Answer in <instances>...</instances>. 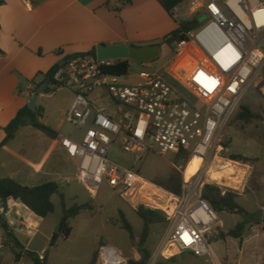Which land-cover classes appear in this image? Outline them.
I'll return each mask as SVG.
<instances>
[{
	"label": "built area",
	"instance_id": "built-area-1",
	"mask_svg": "<svg viewBox=\"0 0 264 264\" xmlns=\"http://www.w3.org/2000/svg\"><path fill=\"white\" fill-rule=\"evenodd\" d=\"M200 3L203 1L192 0L190 6ZM202 7L197 17H206L200 26L174 43L167 74L176 87L162 75L146 71L130 83L128 75L115 76L103 70L109 61L87 54L65 58L53 73L51 85L73 95L65 114L68 125L78 129L90 122L79 141L74 136L59 140L66 156L77 161L76 178L86 190L95 195L106 184L132 209L142 206L161 213L168 229L157 256L168 260L187 252L209 257L217 264L208 235L218 217L201 199L200 191L204 184H211L205 177L217 168L224 129L238 113L247 89L256 87L261 79L264 0H213ZM34 90L29 83L27 93L33 95ZM103 93L116 110L97 106ZM117 142L134 158L148 152L163 157L172 153L185 161L182 171L194 157L201 159V165L195 176L183 180L177 195L148 181L137 170L109 160L108 152ZM35 255V259L28 256L17 264L45 262L43 252Z\"/></svg>",
	"mask_w": 264,
	"mask_h": 264
},
{
	"label": "rangeland",
	"instance_id": "rangeland-1",
	"mask_svg": "<svg viewBox=\"0 0 264 264\" xmlns=\"http://www.w3.org/2000/svg\"><path fill=\"white\" fill-rule=\"evenodd\" d=\"M30 1L39 2L40 0ZM191 1L185 0L172 13L176 16L179 24L197 17V12H203L202 6L213 0H200L203 3L195 8L190 6ZM219 1L225 2L226 0ZM160 49L161 54L154 62L130 64L127 74L128 82H137V74L146 71L158 73L169 84L177 86L167 74L172 54L165 46L160 47ZM260 76L261 79L258 80L257 86L249 87L241 102L242 106L248 108L251 114L250 120L246 122L235 116L230 121L223 131L221 143L223 151L217 157V159H223L237 168H243L245 171L238 174L235 170V174L231 175V179L223 180L224 182L222 181L220 184L210 181L209 176L205 177L211 184L236 190L238 192L237 203L249 213V217L216 213L218 223L208 235V241L217 264H264V222H261L264 214L263 71ZM181 91L185 94L183 90ZM53 96L59 107L63 106L70 98L68 91L62 88L57 89ZM102 96L103 98L97 103V106L105 107L110 111L116 110L107 94L103 93ZM89 127L90 122L78 129L64 122L63 132L65 135L74 134V139L79 141ZM233 155L242 156L245 160L242 162L233 161L230 159ZM107 157L120 166L137 170L145 179L156 185L173 172L180 173L183 183V163L177 160L172 153L163 157L148 152L139 158H134L122 151L119 142H117L111 147ZM215 165H218L217 161ZM215 169H218V167ZM72 170L61 190L64 195L65 206L69 208L77 204L87 207L70 220L72 228L70 236L66 239L60 237L54 246H50L51 236L58 228L62 216L61 200L58 195H55L53 198V213L46 218H42L34 235L31 238L21 235L16 236L19 243L27 249H23L18 261L28 257L26 252H43L46 264H90L94 255H96L94 264H118L121 260L122 262L119 264H129L131 261H139L140 256L137 245L142 229V221L136 215L135 210L106 184H102L97 193L91 195L85 186L77 180L73 168ZM242 179L243 183L240 185L239 182ZM119 213H122L132 226L133 241L129 239L127 232L121 228ZM244 221L245 225L239 239L227 236V233L236 224ZM20 227L21 225L18 226V228ZM167 229L166 221L164 224L151 225L145 244V248L150 253L147 264H162L164 262L167 264H215L209 257H195L187 252L168 260L157 256ZM0 233L2 236L0 264H17L18 261H14V253H17L18 250L7 240L2 230H0ZM107 248L114 251L115 257L120 259L118 262H113L111 257H107ZM102 256H104V259H102Z\"/></svg>",
	"mask_w": 264,
	"mask_h": 264
},
{
	"label": "crops",
	"instance_id": "crops-1",
	"mask_svg": "<svg viewBox=\"0 0 264 264\" xmlns=\"http://www.w3.org/2000/svg\"><path fill=\"white\" fill-rule=\"evenodd\" d=\"M3 1L0 6V50L3 52L0 55V143L5 138L4 127L21 108L28 106L32 94L27 93L26 87L31 80L40 82V73L68 56L85 54L99 44L150 45L179 25L176 16L166 13L156 0H40L35 7L30 0ZM125 1L130 3L119 12L105 6L106 3L119 6ZM49 88V92L38 96L36 108H42L41 122L54 130L58 139L29 126L19 128L15 137L0 148V178H9L27 187L55 182L61 191L72 168L76 176L78 165L66 156L59 144L61 138L74 136L63 132L73 95L67 90L70 98L59 107L53 96L57 89L52 85ZM235 170L245 171L236 166ZM3 216L15 236L29 238L42 220L15 200L6 202Z\"/></svg>",
	"mask_w": 264,
	"mask_h": 264
},
{
	"label": "trees",
	"instance_id": "trees-1",
	"mask_svg": "<svg viewBox=\"0 0 264 264\" xmlns=\"http://www.w3.org/2000/svg\"><path fill=\"white\" fill-rule=\"evenodd\" d=\"M158 4L162 7V9L172 15V10L175 7L181 5L185 0H156ZM40 2H32V5L35 7ZM130 3V1L121 2L119 6H111L109 3H106L105 6L113 11L119 12L121 7ZM4 4L3 0H0V6ZM199 17H194L192 20L188 22H183L178 25V27L172 31L167 36L163 37L161 40L154 42L152 44H156L160 47L164 45L169 52L172 54L174 49V43L182 38H185L184 34L197 29L200 26L198 22ZM150 44V45H152ZM134 46V45H133ZM3 52L0 50V55ZM92 57H96V49L93 47L90 51L85 53ZM67 58V57H66ZM154 62V61H153ZM108 65L103 66V70L111 75L115 76H125L128 74V70L130 67L131 61L127 60H113L109 61ZM140 64V63H137ZM59 68V64L54 65L45 73H40L42 79L40 82H35V80H31L35 88L38 87L41 83L47 82V86L44 89L45 92H49L51 85V77L53 73ZM264 76V70H263ZM55 90V89H54ZM43 116V110L40 107H37L35 110H30L28 106H24L21 108L15 115V117L8 123L6 127H4L5 138L0 143V148L6 145L9 141H11L17 132V130L21 127H32L49 138L58 139V135L54 130L50 127L46 126L41 122V118ZM239 120L249 121L251 118V114L245 106H240L238 113L236 114ZM177 160H180L179 156L175 157ZM233 161L242 162L245 160L242 156L233 155L230 158ZM183 166L185 165V161L182 162ZM158 186L174 193L181 194L182 187V179L181 175L178 172H173L169 176H167L164 180L159 181L157 183ZM53 195H58L61 200L62 206V216L59 222V232L53 233L50 240V246H54L58 238L66 239L70 236L72 228L70 226V220L74 218L78 213L85 209L87 206L85 205H73L69 208L65 206L64 196L62 195L60 188L55 182H47L35 187H27L18 184L16 181L9 178H0V203L3 212L0 213V229L4 232L7 240L13 245L15 249L18 250L17 253H14V261H18L23 252V246L19 243L16 236L10 230L7 221L5 220L3 213L6 211V202L8 200L19 201L22 205H24L30 212L34 213L36 216L40 218H46L50 214L53 213L54 205L51 201V197ZM200 197L204 200L208 206L217 214L220 213H228L232 215H239L242 217H249V213L237 203L238 192L236 190H232L229 188L221 187L217 184H204L201 191ZM136 215L142 221V229L139 234V243L137 245L138 254L140 256V260L137 262L131 261L129 264H147L150 259V253L145 248V244L147 238L150 233V227L153 224H164L165 218L163 215L157 211H151L143 208L142 206L135 209ZM121 228L125 230L128 234V237L131 241H133V229L126 217L119 213ZM261 222H264V214L262 216ZM245 225L244 222H240L236 224V226L227 233V236L239 239L241 237V233L243 231ZM26 254L32 258H36L34 252H26ZM96 255L93 256L90 264H94ZM42 264H46L45 262ZM162 264H167L166 262Z\"/></svg>",
	"mask_w": 264,
	"mask_h": 264
},
{
	"label": "water",
	"instance_id": "water-1",
	"mask_svg": "<svg viewBox=\"0 0 264 264\" xmlns=\"http://www.w3.org/2000/svg\"><path fill=\"white\" fill-rule=\"evenodd\" d=\"M205 15L199 17L198 22L201 23L205 19ZM96 58L99 61L127 60L140 64H149L157 60L161 54L160 46L152 45H124V44H99L95 47ZM64 60L59 64L62 65ZM47 86V82L41 83L35 88L34 93L28 103L30 110L36 109L38 96L43 93ZM59 232V226L54 233Z\"/></svg>",
	"mask_w": 264,
	"mask_h": 264
},
{
	"label": "bare ground",
	"instance_id": "bare-ground-1",
	"mask_svg": "<svg viewBox=\"0 0 264 264\" xmlns=\"http://www.w3.org/2000/svg\"><path fill=\"white\" fill-rule=\"evenodd\" d=\"M216 161L218 162V165H216L218 167V169L212 168L209 171V176H210L211 180L223 181V180L231 179V175L235 174V166L233 164H231V163H227V161H225L223 159H216ZM200 165H201V159L200 158H198V157L192 158L187 163V165L185 166L184 170L182 171L183 180L187 182L193 176H195L196 172L200 168ZM238 174H239V172H238ZM106 254H107V257L109 256V257L112 258L111 261H113V262H118L120 260L117 257H115L114 251L112 249H108L107 248L106 249ZM102 259H104V256H102ZM108 259H110V258H108Z\"/></svg>",
	"mask_w": 264,
	"mask_h": 264
}]
</instances>
